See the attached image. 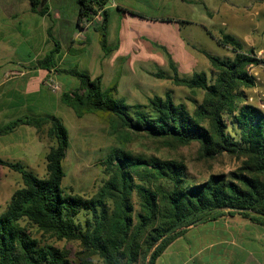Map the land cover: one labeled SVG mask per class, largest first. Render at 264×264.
Masks as SVG:
<instances>
[{
    "label": "trees",
    "instance_id": "obj_1",
    "mask_svg": "<svg viewBox=\"0 0 264 264\" xmlns=\"http://www.w3.org/2000/svg\"><path fill=\"white\" fill-rule=\"evenodd\" d=\"M28 1L33 13L46 14V0ZM77 3L80 22L93 9L92 1ZM107 20L106 12L98 29L105 52ZM217 43L230 48L234 57L222 59L203 53L213 70L211 79L206 72L180 77L168 54L174 74L162 77L203 94L201 102L192 100L191 110L170 95L130 105L113 94L116 87L104 89L102 76L92 79L76 68L59 69L60 46L55 42V49L37 66L77 79L79 87L63 92L61 101L78 118L104 115L118 145L102 162L106 179L85 199L63 185L70 139L59 118L25 116L0 126V136L30 126L52 142L45 157L44 177L22 162L0 158V166L20 174L22 180L0 215V264H94L93 257L102 264H157L169 246L191 228L225 215H239L264 229V110L248 104L246 95L255 84L248 67L259 61L229 34L222 33ZM143 137L167 150L196 145L199 159L213 161L228 155L236 158L240 167L199 180L184 159L127 150ZM49 239L78 243L76 261L71 250L59 248Z\"/></svg>",
    "mask_w": 264,
    "mask_h": 264
},
{
    "label": "rangeland",
    "instance_id": "obj_2",
    "mask_svg": "<svg viewBox=\"0 0 264 264\" xmlns=\"http://www.w3.org/2000/svg\"><path fill=\"white\" fill-rule=\"evenodd\" d=\"M18 1L0 0V61H6V63L11 61V58H22L25 60L31 58L33 60L37 57L36 48H30L29 44L23 41L24 34L22 32L19 33V36L16 33L11 36V26H37L38 23L40 26H44V24H40L42 22L40 17L29 16V14L26 16L20 15L23 18L21 25L14 21L11 17V3ZM114 1L124 3L130 9L129 11L140 13L142 17H137L143 21L136 26H117L118 29L116 31V26H109V44H111V47H115L113 46L114 44L120 43L121 46L119 48H127V56L125 60L123 59V62L118 63L119 72L116 71L117 73L114 72L111 76L107 75L103 78L104 89L116 87L117 91L113 92V94L118 98L125 99L130 105L147 104L149 99L154 96L165 97L166 95H170L176 103H184L192 110V100L201 102L203 94L200 92L194 93L186 87L178 86L173 80L168 78L174 74L168 63V54L171 55L170 51L172 50L174 40L172 38L174 27L169 24H172L170 21H173V19L179 21V19L184 17L190 18L192 16L190 9L198 8L199 6L192 7L187 4H181L179 3L180 0H111L110 3L113 4ZM198 1L202 2L201 5L209 14L215 16L206 25V28H194L192 33L187 28H184L180 32L177 38H179L182 44L192 45L193 50H196V55H193L194 57L178 55L176 56L175 64L180 77H190L194 72H206L211 79L213 70L203 53H208L222 59L234 57L231 49L220 46L215 39L221 36V29H223V32L227 31V28L221 26V15L217 16L216 12L219 9L230 8L254 13L256 10L255 5L260 2L264 3V0ZM55 4L52 0L49 6L55 9ZM75 5L74 0H66L62 9L57 8L59 12H64V18L67 21V23L61 25L63 38L60 41L64 48L70 47L67 44L73 38L75 31H77L75 24L71 22L76 14ZM251 5L252 7H250ZM248 7L250 8L248 9ZM111 12L114 15L117 13V9L113 8ZM146 21L151 23L147 24ZM113 22L114 20H112ZM179 23L181 22L179 21ZM122 35H124L123 38H121ZM11 37L13 40H11ZM133 44H136L137 48H139L136 55L129 48ZM97 50L101 52V47L97 42V34L94 33L91 35L90 43L87 45L84 53L79 56L71 52L68 54L64 66L67 68L78 67L82 71H96L99 60ZM129 50L131 51L129 52ZM162 74L168 77H162ZM75 80L74 82H79L77 79ZM59 81L67 88V76H60ZM8 87L9 85L1 88L0 92ZM60 87L61 90L59 92H52L61 95L63 89L61 85ZM248 90H246V95H250ZM31 102L33 103H31V113L41 118L56 116L69 131L70 146L63 162L66 172L63 185L85 199L92 197L106 179L102 162L110 151L118 145V141L111 133L107 119L104 115L100 114L86 115L83 118H78L74 111L66 105L59 108L61 112H57L58 108H56L55 98L48 92L45 94L43 92L40 100L41 104L39 101L35 103L34 97ZM24 115V112H13L11 109L0 110V126L5 125L11 120L22 118ZM20 136L24 140L23 142H29V140L33 139V136L27 137L26 134H21ZM14 137L15 135L11 136V134L0 136V158L10 161L6 158V155L9 153L7 151H10L11 139ZM38 137L45 151H42L37 159L24 160L23 164L39 177H44L46 175L45 157L50 150L52 142L43 133H38ZM127 150L135 154L184 159L192 175L199 180H205L212 174H229L240 167L239 161L228 155L219 156L213 161H204L197 156L198 147L196 145L179 148L178 150H167L161 143L144 137L138 138L130 144ZM18 151L20 150H13V152ZM21 184L20 174L7 167L0 166V215L5 211L14 191ZM49 243L59 248L71 250L72 259L76 261L77 253L80 251L78 243L57 241L56 239H49ZM213 254L214 252L204 254L202 257L199 256L198 260H189L186 264H220L217 263V258L212 256ZM92 259L94 264H102L97 257H93ZM164 260L165 258L160 261V264H163ZM240 262L241 254H237L233 264H239Z\"/></svg>",
    "mask_w": 264,
    "mask_h": 264
},
{
    "label": "crops",
    "instance_id": "obj_3",
    "mask_svg": "<svg viewBox=\"0 0 264 264\" xmlns=\"http://www.w3.org/2000/svg\"><path fill=\"white\" fill-rule=\"evenodd\" d=\"M106 1L108 4V22L106 24L107 52H105L101 46V35L98 31L100 27L90 28L87 31L82 30L81 23L78 21L80 7L77 0H74L76 3L75 18L71 20V22L75 24L77 31H75L70 42L68 44L65 43L70 46L69 48H64L60 41V39L63 38L61 25H64L67 21L64 18V12L62 11L61 13L59 9L57 10V8L62 9V7H64L66 0H53V3H56L55 9L49 6L52 0H47L44 5H47L48 9L44 16L33 13L28 0H19L18 2L11 3V17L14 21L21 25L23 18L20 17V15L26 16L29 14V16L34 15L40 17L42 21L40 24H44V26H40L39 23V26H11V36L15 33L19 36V33L22 32L24 34L23 41L29 44L30 48H36L37 57L33 60H31V58L28 60L11 58V61L7 63L6 61H0V89L9 85L8 88L0 92V110L11 109L13 112H24V117L31 116L41 118L31 113V100L34 97L35 103H38L42 98L43 92L44 94L48 92L55 98L57 104L56 108H58L57 112H61L59 108L64 106L61 101V95L55 94L46 88L43 85L44 80L48 77H53L62 86L63 92L78 88L79 82H74L75 78L55 71V69L48 71L37 66L38 61L43 59L48 52L55 49V42L60 46L59 54L56 58L57 67L59 69L71 70L76 68L90 75L92 79L99 76L105 78L107 75L111 76L116 71L119 72V67L117 65L119 62H123V59H126L127 48H119L121 46L120 43H117V45L114 44L113 46L115 47H111V44L108 42L109 26H116V31L118 29L117 26H136L141 24L143 20L137 17V15L129 13L130 9L126 7L124 3L114 1L113 5H115V7H113L110 3L111 0ZM179 3L187 4L192 7H197L198 5L199 7L190 9L192 16H190V18L184 17L179 19L181 23L176 19L170 21L172 24L169 25L174 27L172 37L174 40L172 43V50L170 51L174 62H176V56L178 55L192 57L196 55V50H193L192 45L189 46L186 43L182 44L179 38H177L180 32L184 28H187L191 33L194 28H206V25L209 24L215 16L209 14L201 5L202 2L198 0H180ZM250 7H252V5ZM250 7H248V9ZM113 8L117 9V13L114 15L111 12ZM255 9L254 13L230 8L219 9L216 12L217 16L221 15V26L227 28L226 32H223V29H221V34L225 33L235 37L243 45L244 51L251 53L264 50V3H257ZM112 20H114L113 23ZM148 23L150 24L151 22H147V24ZM94 33L97 34V42L101 47V52L97 50L99 60L96 71H91V73L90 71H82L78 67H65L64 64L68 58V54L74 52L81 56L90 43L91 35ZM123 36L124 35H122L121 38H123ZM218 38H215L216 41ZM11 40H13L12 37ZM129 48L135 55L136 52L138 53L139 51L136 44L130 45ZM131 50H129V52ZM199 52L201 53V51ZM62 75L67 76V88L59 81V77ZM248 92L250 93L251 89H249ZM21 134H26L27 137L33 136V139L29 140V142H23L24 140L21 138ZM12 135H15V137L11 139L10 151H7L9 153L6 155V158L10 161H19L23 163L26 159H37L42 151H45V148L41 146L42 142L38 137V132L33 127L21 126L11 133V136ZM13 150L20 151L13 152ZM191 234L193 235L191 236ZM173 247L175 248L172 250ZM212 252H214L212 256H215L217 258V263L220 264H233L237 254H241V262L239 264H264V229L239 215H225L214 222H207L191 228L183 237L177 239L169 246L159 258L157 264H160V261L164 258L163 264H186L189 260H198L199 256L202 257L204 254H210ZM164 255L165 257H163Z\"/></svg>",
    "mask_w": 264,
    "mask_h": 264
},
{
    "label": "built area",
    "instance_id": "obj_4",
    "mask_svg": "<svg viewBox=\"0 0 264 264\" xmlns=\"http://www.w3.org/2000/svg\"><path fill=\"white\" fill-rule=\"evenodd\" d=\"M92 10L80 21L81 28L87 31L90 28L101 27L105 20V13L108 10L107 2L103 5V0H91ZM115 7V5L111 4ZM254 57L259 61L258 64H250L248 74L254 78L255 84L251 88L250 95H247V103L264 110V50L254 53ZM43 85L53 92H59L61 87L53 78L48 77L44 80Z\"/></svg>",
    "mask_w": 264,
    "mask_h": 264
},
{
    "label": "water",
    "instance_id": "obj_5",
    "mask_svg": "<svg viewBox=\"0 0 264 264\" xmlns=\"http://www.w3.org/2000/svg\"><path fill=\"white\" fill-rule=\"evenodd\" d=\"M45 4V2L43 3V5Z\"/></svg>",
    "mask_w": 264,
    "mask_h": 264
}]
</instances>
